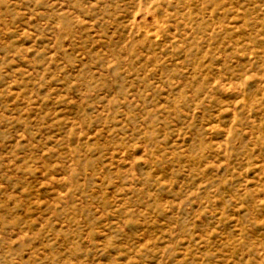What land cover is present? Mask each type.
Here are the masks:
<instances>
[{
    "label": "rangeland",
    "instance_id": "obj_1",
    "mask_svg": "<svg viewBox=\"0 0 264 264\" xmlns=\"http://www.w3.org/2000/svg\"><path fill=\"white\" fill-rule=\"evenodd\" d=\"M0 264H264V0H0Z\"/></svg>",
    "mask_w": 264,
    "mask_h": 264
}]
</instances>
